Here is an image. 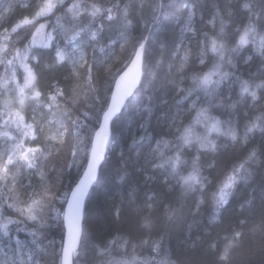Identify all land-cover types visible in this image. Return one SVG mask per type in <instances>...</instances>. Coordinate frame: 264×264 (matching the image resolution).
<instances>
[{"label":"snow or ice","instance_id":"obj_1","mask_svg":"<svg viewBox=\"0 0 264 264\" xmlns=\"http://www.w3.org/2000/svg\"><path fill=\"white\" fill-rule=\"evenodd\" d=\"M242 52L244 64L264 67V0H16L0 9V264H239L234 255L256 234L264 254V73L257 83L226 71ZM43 70L63 80L42 90ZM158 79L163 110L153 124L150 103L142 107L121 153L119 202L93 227L85 201L116 122ZM238 105L259 110L245 112L242 135L238 121L213 114L231 117ZM257 132L262 143L249 147ZM229 147L243 154L218 172ZM73 168L77 179L62 189ZM257 174L258 203L243 198L224 243L207 240L241 185L256 192ZM189 199L194 217L210 201L208 226L193 238L189 225L173 259L168 226ZM60 224L59 242L49 239Z\"/></svg>","mask_w":264,"mask_h":264},{"label":"trees","instance_id":"obj_2","mask_svg":"<svg viewBox=\"0 0 264 264\" xmlns=\"http://www.w3.org/2000/svg\"><path fill=\"white\" fill-rule=\"evenodd\" d=\"M9 2L16 3V0H0V9L7 7ZM199 6H204L210 8L213 0H193ZM24 10L20 8L15 9V17L19 15ZM208 18V17H206ZM247 52H242L235 58L237 63V69L225 68L226 71L232 70L237 71V74L242 76L244 79L253 78L257 83L260 82L261 74L264 73V67L260 65L259 59L244 64L243 57L247 56ZM211 65V58H209L208 66ZM197 67H200L197 65ZM166 70V69H165ZM206 70V68H205ZM63 80V76L60 73H54L47 70L40 71L39 86L42 90H46L47 85L50 83H55L56 80ZM190 85V80H185L183 86L188 87ZM171 95V92L168 93ZM149 96L151 100L149 101ZM162 98L164 97V90L162 88V80H157L153 85L142 91L141 94L128 106L127 110L123 113L120 119L116 122L114 129V136L111 139L110 149L106 153L105 159L101 165L99 175L95 185L90 191V194L85 203V217L87 223L93 227L104 221L109 217V210L113 202H119L120 192L118 179L122 172L120 167L121 153L122 151L126 153L125 143L128 141L131 133L135 132L138 126V122L141 121L142 116L147 115V113H142L141 109L143 106L150 103L153 115L151 117L152 123L155 124L156 117L160 115L163 110ZM195 96L192 97L194 99ZM258 109L253 110L249 107L238 105L233 111L231 117L227 114V110L218 109L214 110L213 114H219L221 119L231 118L234 122L238 121V126L240 128L241 135L243 134V125L248 119L245 116V112H248L249 117L258 114ZM30 115V113H29ZM223 140V138H221ZM262 143L260 133L255 134V138L250 142V146L258 145ZM246 150V149H244ZM243 150L234 151L229 147L226 151H223L219 157V167L217 171H223L229 166L230 161L234 156L242 155ZM69 158L70 154H69ZM77 179V170L73 168L69 175L68 171L65 170V175L63 178L62 189L67 188L74 180ZM256 192L252 193V188L248 185H241L232 197V203L229 206V211L224 213V222L218 224L214 227H208L207 231L211 234L207 237V240H216L219 245L224 243L223 237L228 228L230 221L236 216L241 214V209L239 208V202L253 194L257 197V203L259 200V189L258 185L260 182V175L257 174L255 177ZM74 186V184H73ZM59 207V202H57ZM194 210L193 202L191 199L185 202L181 214L168 226V236L166 238V245L171 249L172 258L177 259L182 257L185 242L189 238L188 226L192 225L191 236L195 238L197 234L204 235L205 228L208 226V219L211 213V203L203 205L201 207L200 213L197 216H193L191 213ZM246 214V213H245ZM121 231H123L126 225H119ZM63 224L55 225L48 230V238L55 239L57 242L61 239L63 234ZM20 237L23 238L24 234L21 233ZM262 240L259 234L249 236L245 241L244 247L234 255V259L239 262V264H264V254L261 253ZM147 248L138 249L141 254H146ZM86 257H81V264Z\"/></svg>","mask_w":264,"mask_h":264},{"label":"water","instance_id":"obj_3","mask_svg":"<svg viewBox=\"0 0 264 264\" xmlns=\"http://www.w3.org/2000/svg\"><path fill=\"white\" fill-rule=\"evenodd\" d=\"M102 163H103V161H102ZM100 171V170H99ZM99 175V174H98ZM98 178V177H97ZM94 185H95V183H94ZM93 185V186H94ZM93 188V187H92ZM90 191H91V189H90ZM90 191H89V194H90ZM89 194H88V196H89ZM88 196L86 197V201H87V198H88ZM86 201H85V203H86ZM66 207V206H65Z\"/></svg>","mask_w":264,"mask_h":264}]
</instances>
